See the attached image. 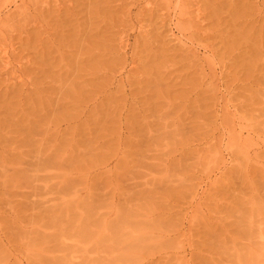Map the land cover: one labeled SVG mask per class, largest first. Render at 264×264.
Listing matches in <instances>:
<instances>
[{
  "label": "rangeland",
  "instance_id": "374dc122",
  "mask_svg": "<svg viewBox=\"0 0 264 264\" xmlns=\"http://www.w3.org/2000/svg\"><path fill=\"white\" fill-rule=\"evenodd\" d=\"M263 53L264 0H0V264H264Z\"/></svg>",
  "mask_w": 264,
  "mask_h": 264
},
{
  "label": "bare ground",
  "instance_id": "6f19581e",
  "mask_svg": "<svg viewBox=\"0 0 264 264\" xmlns=\"http://www.w3.org/2000/svg\"><path fill=\"white\" fill-rule=\"evenodd\" d=\"M263 54H264V53H263ZM43 162H45V160H44ZM42 171H43V170H37L36 173H40V172H42ZM37 178H40V177L34 176V177H33V181H34V182H37V181H36ZM263 242H264V241H261V244H263Z\"/></svg>",
  "mask_w": 264,
  "mask_h": 264
}]
</instances>
